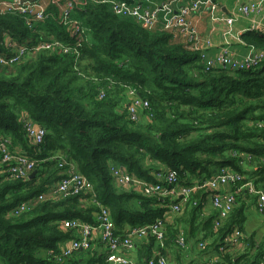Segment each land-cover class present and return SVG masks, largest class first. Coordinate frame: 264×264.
I'll return each instance as SVG.
<instances>
[{
  "label": "trees",
  "instance_id": "16d2710c",
  "mask_svg": "<svg viewBox=\"0 0 264 264\" xmlns=\"http://www.w3.org/2000/svg\"><path fill=\"white\" fill-rule=\"evenodd\" d=\"M72 3L70 19L81 22L87 31L80 47L72 43L54 5L47 11L56 19L48 18L31 38L23 17L0 15L2 56L13 55L4 46L6 35L20 46L32 44L26 48L53 40L70 46L66 53L62 48L28 50L19 63L0 67V138L9 137L10 148H23L35 162L36 172L26 180L7 179L0 166L4 264H72L70 258L57 263L54 256L60 253L58 242L65 240L60 223L78 217L96 225L83 215L97 212L94 204L80 206L83 195L35 204L19 218L8 216L13 207L37 197L64 176L69 164L87 179L89 195L108 207L118 236L126 234V226L142 227L162 219L170 198L144 197L133 187L117 189L107 172L108 163L147 183L155 182L157 165L164 166L176 172L177 187H190L191 181L209 179L222 167L244 175L242 164L247 160L254 162V168L246 180L264 192V61L254 70L205 69L198 53L174 42L167 32L117 17L106 4ZM49 36L53 40L45 41ZM241 40L264 53V31L250 30ZM80 63L83 68L78 71ZM110 83L118 92L137 91L148 102L149 108L137 113L139 121L116 111L115 98L106 89ZM101 89L108 94L104 100L98 99ZM24 116L47 132L39 147L28 143ZM232 151L250 158H234ZM187 202L185 206L200 208L199 203L192 206L191 197ZM239 214L236 208L212 233L215 240L221 241L234 229ZM215 244L209 249L217 248ZM261 255L244 253L234 259L223 255L216 264H261ZM97 264H107L106 253Z\"/></svg>",
  "mask_w": 264,
  "mask_h": 264
},
{
  "label": "built area",
  "instance_id": "2783aa9c",
  "mask_svg": "<svg viewBox=\"0 0 264 264\" xmlns=\"http://www.w3.org/2000/svg\"><path fill=\"white\" fill-rule=\"evenodd\" d=\"M94 2L95 0H91ZM102 3H106L111 7L112 13L120 18H131L138 22V25L144 29H151L158 20H161L163 30L172 31L178 30L183 36L186 37L187 42L194 48L193 50L198 53L199 61L205 67V69L211 68H227L230 70H254L261 68V63L264 61V53L255 51L250 53L245 59L237 60L227 54L223 49L219 55L215 58H209L207 54L201 49L203 41L199 34L193 29L188 22V15L200 9V7H208L210 13H214L217 8L216 0H195L188 4H183L178 10L174 9L172 2L163 3L159 6H145L140 3L132 2L128 3L124 0H103ZM74 9L73 3L69 2L67 10L63 14V25L66 28V32L69 33L70 38L73 40V44L76 47H80L84 39L80 32V23L78 21L70 19V14ZM262 7L257 4L249 3L243 4L239 11L242 15L247 16L250 14L260 15ZM264 12V9H263ZM0 13L15 14L23 17L25 25L28 30H32L37 24L43 23L47 18V15L42 11L40 4L33 3H20V0L0 1ZM215 20V19H214ZM230 34V30L226 32ZM50 44V45H49ZM49 45V46H45ZM210 46L208 40L205 47ZM63 49L66 53L69 51V44L61 45L57 42L42 43L39 42L32 48H26V46H17L12 48L13 55L5 57L0 55V67L4 64H16L19 63L26 55L28 50L33 53L39 50H55ZM6 59H5V58ZM134 91V90H133ZM101 93V92H100ZM102 97V96H101ZM141 99L136 97L133 108L130 112L127 109V115L133 116L135 120L137 116L134 113L135 109L147 110L148 102L140 104ZM132 103V104H133ZM141 108V109H140ZM129 113V114H128ZM25 118V116H24ZM27 118V116H26ZM28 119V118H27ZM130 120V119H129ZM130 121H133L132 119ZM25 136L28 143L34 147L42 145L46 130L43 127L36 126L30 119H25ZM9 140V139H8ZM10 141V140H9ZM10 143H6L5 139L0 138V164L7 172V179L14 180H26L33 172L35 162L22 151L16 152L10 150ZM234 158L245 157L237 153V151L231 152ZM70 169V170H69ZM68 176H62L58 181L50 184L43 193L30 200L23 201L13 207L8 216L11 218H19L23 214L32 209L35 204L51 201L66 199L68 197L81 196L90 191V185L87 179L81 174L73 172L72 165L69 164V168L66 169ZM172 171V170H171ZM107 172L110 175L113 185L118 189L127 190L130 187L137 189L144 197H158L161 194V188H172L176 191L177 174L175 171L171 172L166 178L159 180L160 182L147 183L143 180L137 179L134 176L127 175L119 166L115 163H108ZM165 181L169 184H164ZM237 186L234 190L226 193H220L219 189L223 186ZM207 191L209 193L210 204L217 212V220L214 222V227L218 229L221 221L226 220L234 211L237 206V196L239 194H248L256 197V206L258 211L264 215V192L256 190L254 184L250 181H243L241 174L229 167H222L218 173L209 179L203 181V183L197 187H189L179 197L183 202H187L191 196L192 191ZM176 194L170 193L163 197L164 199L170 198L171 207L173 212L179 213L180 208L176 204ZM93 203L97 208V212L94 215V222L96 225L90 223L78 222L75 220L68 221V228H81L80 239L73 241L71 245L63 249L59 254L55 255L54 259L57 263H61L64 259L72 257L76 252L87 250L89 248V238L93 231L99 233L100 241L106 247V263L107 264H134L129 258H127L123 251L132 247L131 239L134 237H144L147 234L152 235L158 242H162L165 236L164 221L166 217L157 219L152 225L131 228L124 236H118L115 233L114 225L111 220L108 207L100 205L95 199ZM241 233L238 229H234L231 232L229 238H226L219 246V253L222 255L229 254L232 249L237 245L242 244L239 241ZM179 245L185 248L183 239L179 238ZM200 251L206 250L205 243L198 244ZM146 264H169L164 257L157 255L146 261Z\"/></svg>",
  "mask_w": 264,
  "mask_h": 264
},
{
  "label": "crops",
  "instance_id": "0c3cea01",
  "mask_svg": "<svg viewBox=\"0 0 264 264\" xmlns=\"http://www.w3.org/2000/svg\"><path fill=\"white\" fill-rule=\"evenodd\" d=\"M0 1L8 2L11 0ZM50 1L51 3L47 1H38L42 11L45 15H47L45 21H47L48 18H50L49 21L56 19L52 18L54 15L52 12L47 11L48 8H52V5H54L60 11L61 25L64 26L63 14L67 10L69 2L72 3L73 1L65 0L62 4H57L58 1ZM102 1L103 0H95L92 2L91 0H87L89 4H106L102 3ZM193 1L195 0H135V2L140 4L143 2L144 4H147V6H159L163 3L172 2V6L176 10H178L181 5L188 4ZM79 2L80 0H78V3ZM216 2L218 8L214 13H210V9L208 7H200L199 10L188 15V22L201 37L203 41L201 49L207 54L209 58H215L221 53L223 49H225L227 54L231 57L237 60H243L250 53L254 52L255 48L243 43L241 37L250 30L264 31V0H216ZM249 3L257 4L259 7H262L263 9L261 14H250L247 16L242 15L239 11V8L243 4ZM0 15L5 14L0 13ZM44 22L37 24L39 29L36 26L34 29L30 30V38L34 37L37 32L40 33L42 26H44ZM135 23L138 24L137 21H135ZM37 29L39 31H37ZM151 29H160L161 31L171 34L174 42L184 46L189 45L186 37L183 36L178 30H163L161 20H158ZM229 30L230 34L228 35L226 32ZM47 40H53V37L49 36L45 39V41ZM208 40L210 41V46L206 48L205 44ZM33 42L35 44L38 41ZM18 45L19 44H17L16 40H14L10 35L4 36V46L8 52L11 51L12 48H16ZM255 51L259 50L255 49ZM22 149L23 148L20 146L15 145H12L11 147V150L16 152H23ZM0 166L2 165L0 164ZM157 168L160 169V165H157ZM191 183L193 182L191 181ZM231 189L233 190L234 187L223 186L220 187L219 192L226 193L230 192ZM175 197L176 204L180 208L179 213L173 212L170 209L171 204L163 206L165 211L163 212L162 217H166L164 219L165 236L163 241L161 243L158 242L150 234H147L144 237H134L131 239L132 247L123 251V254L134 264H146L145 260H147V258L155 257L158 254L164 257L169 264L219 263L223 257V255L219 253V246L226 238L230 237L231 232L234 229H238L241 233L239 241H241L242 244L237 245L229 254L226 255H229L234 259L235 257L244 253L252 254V252H258L262 254L261 264H264L262 261L264 259V215H262L257 209L255 196L248 194L240 196L241 198L238 199L239 204L237 203V206H235L234 209H240L237 225H235L234 229L224 236L221 241L215 240L212 233L217 231L225 220L221 221L220 227L218 229L214 227V222L217 220V212L210 204L209 193L207 191L198 190L192 191L191 193L190 197L192 200V206L199 203L200 208L198 210H195L191 206H185L188 202H183L179 195H175ZM91 204H94L93 197L89 195L88 192L83 195L80 206L82 208H87L90 207ZM83 215L88 220H94L95 213L91 214L90 216L86 213ZM77 218L72 220L82 222L79 220L80 218ZM68 221L69 220L60 223L59 226L60 232L65 235V240L60 241L57 244L58 250L60 252L63 249L69 247L73 241L80 239L82 234L81 228H68ZM130 229V227L126 226L124 228V234ZM152 238H154V241ZM179 238L183 239L185 248H182L179 245ZM214 242H216L215 245L218 247L209 249V245ZM200 243H205L206 245V250L203 252L198 249V244ZM105 253L106 247L100 241L99 233L93 231L89 238V248L87 250L76 252L74 255H72V257H70V259H72V264H85L88 260L95 261L94 264H97V260L101 256L104 257ZM0 264H4L1 259Z\"/></svg>",
  "mask_w": 264,
  "mask_h": 264
},
{
  "label": "rangeland",
  "instance_id": "374dc122",
  "mask_svg": "<svg viewBox=\"0 0 264 264\" xmlns=\"http://www.w3.org/2000/svg\"><path fill=\"white\" fill-rule=\"evenodd\" d=\"M40 1H47V2H49V3H51V1L50 0H40ZM65 0H59L58 2H57V4H62L63 2H64ZM80 23V32H81V34H82V37H83V39H84V41H86V38H85V33L87 32L86 31V28L82 25V23L81 22H79ZM37 27H38V25H36ZM150 30V29H149ZM83 41V42H84ZM50 45V44H49ZM49 45H45V46H49ZM18 46H20V45H18ZM188 47H189V49H190V47L191 46H189L188 45ZM251 47H254V46H251ZM194 48H191L190 50H193ZM81 64V66H79V70L78 71H81V69L83 68V63H80ZM82 77H84V78H86L85 76H82ZM94 81V79L92 78V79H90V81ZM115 84H108V86H107V88L106 89H109L110 88V92H109V95L111 96V98L112 99H114L115 98V100H113L114 102H115V104H116V111L118 112H122V113H125L126 112V114H127V111L125 110V108H128V110H129V112H130V109H132L133 108V105H134V103H135V99H136V97H140L139 96V94H138V92L137 91H133L132 89H125V90H122L121 92H118V88L116 87V86H114ZM101 93H98V99L99 100H104L106 97H107V95L108 94H105V91H104V89H101ZM102 96V97H101ZM141 98V97H140ZM134 102V103H133ZM133 103V104H132ZM142 103H146V100H144L143 98H141V101H140V104H142ZM148 106H149V104H147ZM149 108V107H148ZM141 109V108H140ZM143 111H144V109H142ZM142 110H139V108L138 109H135L134 110V113H135V115L137 116V113H140V112H142ZM129 114V113H128ZM134 118H136V117H133V116H131V117H129L128 116V119H132L133 121H139V116L137 117V120H135ZM25 119H26V121H28V119L26 118V116H25ZM24 129H25V127H24ZM3 139H5V141H6V143H10V141L8 140L9 139V137H3ZM64 164H65V162H63ZM72 165V164H71ZM242 167H243V169H244V175H242L241 173V176L243 177V181L245 182V181H248V180H246V177L248 178V175L253 171V168H254V162H252V163H250V164H248V162H247V160H245L244 162H243V164H242ZM72 168H73V172H75V173H77L78 174V172L76 171V169H75V167H74V165H72ZM70 170V169H69ZM69 170L66 172V170L64 171V174L63 175H66V176H68V172H69ZM171 172H173V171H171V170H169V169H166L164 166H160V169L154 174L155 175V182H160L159 180H161L162 178H159V177H157V176H161V177H164V178H166ZM250 177H251V175H249ZM253 179H255V177H253ZM250 182H252L253 183V181H250ZM203 183V181H196V182H193L192 183V186H190V187H197V186H199V185H201ZM164 184H166V185H169L166 181H165V183ZM240 184H237V185H235V186H231V187H234V189L237 187V186H239ZM114 186V185H113ZM189 188V186H187V187H175V189L177 190V191H175L174 189H172V188H165V189H163V188H161V194L158 196L159 197V199H162L163 197H165L166 195H168V194H170V193H174V194H176V195H182L184 192H186L187 191V189ZM119 189V188H118ZM232 190L231 189V191H235V190ZM120 190H123V189H120ZM257 190V189H256ZM203 252V251H202Z\"/></svg>",
  "mask_w": 264,
  "mask_h": 264
},
{
  "label": "water",
  "instance_id": "95a60500",
  "mask_svg": "<svg viewBox=\"0 0 264 264\" xmlns=\"http://www.w3.org/2000/svg\"><path fill=\"white\" fill-rule=\"evenodd\" d=\"M39 0H20V3L24 4V3H33V2H37ZM54 2L56 1H59V0H53ZM72 1H76V0H72ZM35 171H33L31 174H30V178H32L34 175H35Z\"/></svg>",
  "mask_w": 264,
  "mask_h": 264
},
{
  "label": "bare ground",
  "instance_id": "6f19581e",
  "mask_svg": "<svg viewBox=\"0 0 264 264\" xmlns=\"http://www.w3.org/2000/svg\"><path fill=\"white\" fill-rule=\"evenodd\" d=\"M30 46H32V44H29V45H27L26 47H30ZM25 153V152H24ZM26 154V153H25Z\"/></svg>",
  "mask_w": 264,
  "mask_h": 264
}]
</instances>
